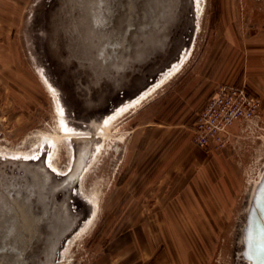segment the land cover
<instances>
[{
    "label": "rangeland",
    "instance_id": "1",
    "mask_svg": "<svg viewBox=\"0 0 264 264\" xmlns=\"http://www.w3.org/2000/svg\"><path fill=\"white\" fill-rule=\"evenodd\" d=\"M84 1L0 0V159L53 154L64 169L86 156L52 264H246L264 172V0H177L162 44L117 74L91 59ZM221 83L259 98L258 126L205 151L189 129ZM125 105L99 148L94 127L88 147L67 136Z\"/></svg>",
    "mask_w": 264,
    "mask_h": 264
},
{
    "label": "water",
    "instance_id": "2",
    "mask_svg": "<svg viewBox=\"0 0 264 264\" xmlns=\"http://www.w3.org/2000/svg\"><path fill=\"white\" fill-rule=\"evenodd\" d=\"M176 1L85 0L82 21L88 28V52L96 66L105 72L114 70L117 74L134 60L139 61L153 54L168 34ZM84 158L85 152L80 159L74 160L70 170L62 177L54 176L42 160H7L0 164V202L3 204L0 214L1 217L11 218V236H0V260H5L3 264H8L10 248L11 257L19 255L15 250V237L27 231V225L20 227V223L26 221L33 224L42 220L47 221L49 230L56 232L48 237L49 249L45 253L44 264H52L61 238L75 220V214L68 205V194L82 172ZM58 194L60 200L57 201ZM249 227L247 258L250 264H264V190L252 211ZM25 234L20 236L24 240L22 247L34 243V233L31 236ZM31 246L33 248L34 244ZM11 264L19 263L12 260Z\"/></svg>",
    "mask_w": 264,
    "mask_h": 264
},
{
    "label": "built area",
    "instance_id": "3",
    "mask_svg": "<svg viewBox=\"0 0 264 264\" xmlns=\"http://www.w3.org/2000/svg\"><path fill=\"white\" fill-rule=\"evenodd\" d=\"M260 117V100L244 85L221 83L206 98L190 125V141L202 150L225 148L232 126L254 128Z\"/></svg>",
    "mask_w": 264,
    "mask_h": 264
},
{
    "label": "bare ground",
    "instance_id": "4",
    "mask_svg": "<svg viewBox=\"0 0 264 264\" xmlns=\"http://www.w3.org/2000/svg\"><path fill=\"white\" fill-rule=\"evenodd\" d=\"M126 109H127L126 105L120 107L118 110L112 112L110 115L109 114L106 115L96 126L94 124L92 126H90V127L88 126V128L85 129L87 131H82L80 128H77V127L76 128L75 127H69L68 128V132H66L67 133V136L71 140H73L75 142H78V144L84 143V142H87L86 140H89L90 137L88 136V134L89 133L90 134L92 133L91 130L94 127L95 128V132H96L95 135L98 138V142H95L92 145L93 146L92 147V150L96 149L97 147L99 148L102 145V141L105 140L106 133H107V128L110 125V123L113 120H115L117 117H119L121 115V112L123 110H124V112H126ZM55 135H56V139L61 138V136H59L58 134L55 133ZM43 137H44L43 138L44 143H49L51 145V136L46 135V136H43ZM99 140L101 141V143H99ZM91 141H92V139H90V141L87 142V143H90ZM83 150L84 149H82L81 151H79V153L76 155L78 157V159H80L81 156L84 154ZM28 157L29 156H27L25 158H28ZM33 157L35 159V158H37V155L36 156H33ZM52 157H53V154L52 155H47V156L45 155V162H46L47 166L50 167V168L49 167H47V168H49L51 170V172H52L53 175L56 173V174H59V175L64 176L67 173V171L70 169V167H71L70 162H69V164L67 165L66 168L60 169L59 166L57 165V163L52 160ZM28 159H31V158H28ZM7 160L8 161H11V162H14V161H32V159L31 160H19V159H13L11 157H2L0 159V164L4 163ZM81 175L83 176V174H81ZM82 176L80 177L79 180L82 179ZM263 190H264V172H262V175H261V178H260L259 182H257L254 185L252 195L250 196V202H249L250 204H249V207H250L251 214H252L253 209L256 207L257 203L259 202V200H260V198L262 196V191ZM250 219H251V216H250ZM21 225H27V222L26 221L24 223L21 222L20 223V227H21ZM0 229H3V228H1V226H0ZM8 229L9 228H7V226L4 227V230L5 231H7ZM250 229L251 228L250 227L248 228V224H247V226L244 229V234L242 235L243 236V245H244L243 255L245 257L244 259L246 261V264H250V260L247 258L248 257L247 251H248V243H249V233H250ZM9 231L11 233V226H10V230ZM4 233H7V232H4ZM14 233H15V230H14ZM7 237H9V236H7ZM8 261H9V258L7 260V263H8ZM3 263H5V260L4 259L3 260L1 259L0 260V264H3Z\"/></svg>",
    "mask_w": 264,
    "mask_h": 264
},
{
    "label": "flooded vegetation",
    "instance_id": "5",
    "mask_svg": "<svg viewBox=\"0 0 264 264\" xmlns=\"http://www.w3.org/2000/svg\"><path fill=\"white\" fill-rule=\"evenodd\" d=\"M86 145L88 147L89 143L85 144V146ZM75 159L77 160L78 157L76 156ZM85 160H86V156L83 160V165L85 163ZM56 200L57 201L60 200V196L59 197L57 196ZM2 210H3V204L0 202V213ZM72 212L75 213L76 211H72ZM1 216L2 215L0 214V226L3 229H0V236L1 237L11 236V233L9 231L10 226H11V218L1 217ZM32 225L34 228L32 227ZM5 226H8L7 228H9L7 231L4 230ZM56 227L57 228L59 227V222L57 220H56ZM56 231H57V229H56ZM4 232H7V233H4ZM24 233H26L28 236H31L32 233H34L33 234L34 243H31L32 241L30 240V243L34 244L33 248L31 246V244L28 247L27 246L22 247V241H24V240H22V237H20V236L23 235ZM54 234H56V232H54V230L51 231L47 228V221L46 220H42L40 222H36L33 224L30 222H27V231L19 233L18 238L15 237L16 241L13 240V241H15V244L12 241V243L15 245V250L18 251L19 255H18V257H15V256L11 257V248H10V252L8 253V258H9L8 264H11L12 260L13 261L15 260V263L17 261V263H19V264H44L46 262V254L45 253L49 249L48 248V237L49 236L51 237ZM9 243L11 244V237L9 239ZM21 253H23V255H21ZM33 253H34V256H32ZM16 258H17V260H16ZM53 262H54V260H53Z\"/></svg>",
    "mask_w": 264,
    "mask_h": 264
},
{
    "label": "crops",
    "instance_id": "6",
    "mask_svg": "<svg viewBox=\"0 0 264 264\" xmlns=\"http://www.w3.org/2000/svg\"><path fill=\"white\" fill-rule=\"evenodd\" d=\"M190 130V129H189Z\"/></svg>",
    "mask_w": 264,
    "mask_h": 264
}]
</instances>
